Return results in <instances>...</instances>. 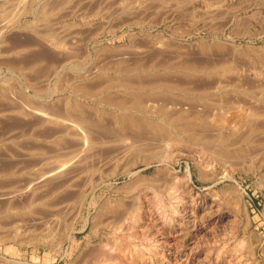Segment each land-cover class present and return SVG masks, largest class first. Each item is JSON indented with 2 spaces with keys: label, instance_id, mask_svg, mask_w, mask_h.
<instances>
[{
  "label": "rangeland",
  "instance_id": "374dc122",
  "mask_svg": "<svg viewBox=\"0 0 264 264\" xmlns=\"http://www.w3.org/2000/svg\"><path fill=\"white\" fill-rule=\"evenodd\" d=\"M0 264H264V0H0Z\"/></svg>",
  "mask_w": 264,
  "mask_h": 264
},
{
  "label": "bare ground",
  "instance_id": "6f19581e",
  "mask_svg": "<svg viewBox=\"0 0 264 264\" xmlns=\"http://www.w3.org/2000/svg\"><path fill=\"white\" fill-rule=\"evenodd\" d=\"M47 10H48V9H47ZM20 43H21V42H20ZM36 43H37V42H36ZM23 44H24V43H23ZM32 44H33V43H32ZM21 45H22V44H21ZM25 45H26V44H25ZM27 45H28V44H27ZM14 48H15V47H14ZM48 49H49V48H48ZM39 50H40V49H39ZM213 50H214V49H213ZM45 52H46V51H45ZM48 53H49V52H48ZM210 53H211V52H210ZM212 53H213V52H212ZM41 54H43V53H41ZM44 54H45V53H44ZM214 54H215V53H214ZM52 55H53V54H52ZM220 55H222V54H220ZM194 56H195V55H194ZM41 57H42V56H41ZM144 58H145V57H144ZM152 58H153V57H152ZM36 59H37V58H36ZM51 59H52V58H51ZM170 59H171V58H170ZM208 59H209V58H208ZM210 59H211V58H210ZM217 59H218V58H217ZM45 60H46V59H45ZM130 60H131V59H130ZM136 60H137V59H136ZM185 60H186V59H185ZM187 60H188V59H187ZM206 60H207V59H206ZM206 60H205V61H206ZM211 60H212V59H211ZM211 60H210V61H211ZM213 60H214V59H213ZM54 61H55V60H54ZM122 61H123V60H122ZM138 61H139V59H138ZM202 61H203V60H202ZM207 61H209V60H207ZM215 61H216V60H215ZM46 62H47V61H46ZM145 62H146V61H145ZM147 62H148V61H147ZM152 62H153V60H152ZM179 62H180V60H179ZM195 62H196V61H195ZM142 63H143V62H142ZM162 63H163V62H162ZM162 63H161V64H162ZM193 63H194V61H193ZM197 63H198V61H197ZM199 63H200V61H199ZM201 63H202V62H201ZM201 63H200V64H201ZM212 63L215 65L214 62H211V63L209 62V64H212ZM48 64H49V63H48ZM110 64H111V63H110ZM110 64H109V65H110ZM194 64H196V63H194ZM216 64H217V63H216ZM237 64H238V63H237ZM237 64H236V65H237ZM17 65H19V64H17ZM45 65H46V64H45ZM104 65H105V64H104ZM127 65H128V64H127ZM134 65H135V64H134ZM149 65H151V64H149ZM156 65H157V64H156ZM171 65H173V64H171ZM183 65H184V64H182V66H183ZM201 65H202V64H201ZM131 66H133V65H131ZM190 66H191V65H190ZM196 66H197V65H196ZM198 66H199V65H198ZM203 66H205V67H209L210 65H208V64L206 63V64H204ZM203 66H202V67H203ZM212 66H213V65H212ZM237 66H238V65H237ZM244 66H245V63H244ZM140 67H142V66H140ZM143 67H146V66H143ZM179 67H180V66H179ZM239 67H240V66H239ZM110 69H111V68H110ZM137 69H138V68H137ZM61 76H62V75H61ZM140 78H141V77H140ZM152 78H153V77H152ZM160 78H161V77H160ZM162 78H163V77H162ZM162 78H161V79H162ZM165 78H166V77H165ZM134 80H135V79H134ZM134 80H133V81H134ZM155 80H156V79H155ZM58 81H59V80H58ZM161 81H162V80H161ZM168 81H169V80H168ZM98 82H99V81H98ZM101 82H102V81H101ZM189 82H190V81H189ZM94 83H95V82H94ZM104 83H105V82H104ZM132 83H133V82H132ZM172 83H173V82H172ZM186 83H187V82H186ZM76 84H77V83H76ZM85 84H86V83H85ZM125 84H126V83H125ZM137 84H139V83H137ZM144 84H145V83H144ZM144 84H139V85H140V86H142V85L145 86ZM149 84H150V83H149ZM79 85H80V84H79ZM90 85H92V83H91ZM100 85H101V84H100ZM130 85H131V84H130ZM180 85H181V84H180ZM182 85H183V84H182ZM87 86H88V85H87ZM92 86H94V85H92ZM97 86L99 87L98 84H97ZM125 86H126V85H125ZM61 87H62V86H61ZM61 87H60V88H61ZM200 87H203V86H200ZM71 88H72V87H71ZM79 88H81V86H80ZM83 88H84V87H83ZM83 88H81V89H83ZM89 88L92 89L93 87H92V88H91V87H87V89L84 88V91L82 90L83 93L81 92V90H80V91H77L76 93H77V94H78V92H79V93L81 92L82 94L87 93ZM96 88H97V87H96V84H95V89H94V88H93V89L96 90ZM195 88H197V87H195ZM72 89L74 90V88H72ZM77 89H78V88H76V90H77ZM90 89H89V90H90ZM93 89H92V90H93ZM100 89H101V88H100ZM197 89H198V88H197ZM200 89H201V88H200ZM200 89H199V90H200ZM205 89H206V88H205ZM97 90H98V88H97ZM189 90H190V89H189ZM90 92H91V91H90ZM98 92H99V91H97V93H98ZM93 93H94V91L92 92V95H91V96H93ZM95 93H96V92H95ZM95 93H94V94H95ZM97 93H96V94H97ZM82 94H81V95H82ZM88 94H89V92H88ZM85 95H87V94H85ZM89 95H90V94H89ZM137 96H138V95H137ZM86 97H87V96H86ZM128 97H129V96H128ZM143 97H144V96H143ZM106 98H107V97H106ZM124 98H125V97H124ZM132 98H133V97H132ZM135 98H137V97H135ZM150 98H151V97H150ZM143 99H144V98H143ZM129 100H130V99H129ZM117 101H118V100H117ZM117 101H116V102H117ZM120 101H121V100H120ZM120 101H118V102H120ZM112 102H113V101H112ZM114 102H115V101H114ZM130 102H131V101H130ZM138 102H139V101H138ZM106 103H107V102H106ZM108 103H109V102H108ZM135 103H136V102H135ZM18 105H19V104H18ZM20 108H21V107H19V109H20ZM22 108H23V106H22ZM52 108H53V107H52ZM189 108H190V107H189ZM191 108H192V107H191ZM4 110H5V109H4ZM82 110H83V109H82ZM21 111H23V110H21ZM21 111H19V112H21ZM24 111H25V110H24ZM40 112H41V111H40ZM53 112H54V111H53ZM53 112H52V113H53ZM61 112H62V111H61ZM29 113H31V112H28V114H29ZM34 113H36V112L34 111ZM96 113H97V112H96ZM19 114H20V113H19ZM41 114H42V113H41ZM16 115H17V114H16ZM25 115H26V114H25ZM79 115H80V114H79ZM77 116H78V115H77ZM95 116H96V115H95ZM254 116H255V115H254ZM38 117H39V116H38ZM26 118H27V117H26ZM84 118H85V117H84ZM133 118H134V117H133ZM25 120H26V119H25ZM78 120H80V119L78 118ZM85 120H87V119H85ZM35 121H36V120H35ZM82 121H83V120H82ZM82 121H81V122H82ZM135 121H136V119H135ZM56 122H57V121H56ZM83 122H84V121H83ZM89 122H90V120H89ZM92 122H93V121H92ZM140 122H141V121H140ZM31 123H32V122H31ZM36 123H37V122H36ZM90 123H91V122H90ZM86 125H87V124H86ZM142 126H143V125H142ZM142 126H141V127H142ZM181 126H182V125H181ZM181 126H180V127H181ZM176 127H179V126H176ZM180 127H179V128H180ZM184 128H186V127L183 126L182 129H184ZM189 128H190V127H189ZM176 129L178 130V128H176ZM182 129L180 128L179 130L182 131ZM185 130H186V129H185ZM183 131H184V130H183ZM183 131H182V132H183ZM188 131H189V129H188ZM79 132H80V131H79ZM182 132H181V133H182ZM191 132H192V131H191ZM191 132H190V133H191ZM81 133H82V132H81ZM194 133H195V132H194ZM82 134H83V133H82ZM86 134H87V133H86ZM191 134H192V133H191ZM176 136H177V135H176ZM178 136H180V135H178ZM178 136H177V137H178ZM171 137H173V136H171ZM177 137H176V138H177ZM173 139H174V138H173ZM173 139H172V140H173ZM84 140H85V138H84ZM177 140H178V138H177ZM179 140H180V137H179ZM181 141H182V139H181ZM184 141H185V140H184ZM87 145H88V144H87ZM91 145H92V144H91ZM84 152H85V151H84ZM85 153H86V152H85ZM60 154H62V152H61ZM78 154H79V153H78ZM70 155H71V154H70ZM63 156H64V155H63ZM67 156H68V155H67ZM83 158H85V157H83ZM3 160H4V159H3ZM84 160H85V159H84ZM3 162H4V161H3ZM4 164H5V163H4ZM5 166H6V165H5ZM112 259H113V258H112Z\"/></svg>",
  "mask_w": 264,
  "mask_h": 264
}]
</instances>
